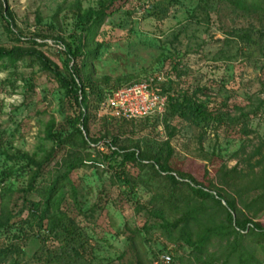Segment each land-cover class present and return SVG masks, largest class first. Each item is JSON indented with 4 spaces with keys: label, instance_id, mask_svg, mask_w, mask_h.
I'll return each mask as SVG.
<instances>
[{
    "label": "trees",
    "instance_id": "16d2710c",
    "mask_svg": "<svg viewBox=\"0 0 264 264\" xmlns=\"http://www.w3.org/2000/svg\"><path fill=\"white\" fill-rule=\"evenodd\" d=\"M4 1L0 0V17L6 32L15 35V42L28 45L0 44V67L15 68L18 62L34 57L41 70L52 74L64 90L61 100L66 101L67 107L62 124L58 126L53 117L46 122L43 139L51 145L41 153L14 150L11 144L6 147L0 136V157L4 161L0 165V264H96L98 243L78 216L88 210L93 216L97 205L83 211L74 175L83 169H99L101 164L110 173L111 183L119 184L123 195L120 200L125 199L131 206L140 225L128 229L127 238L136 264H145L143 252L139 253L136 246L149 242L143 232L150 231L158 232L164 242L159 253H174L167 264L180 257L177 252L183 247L189 249L195 264H264V226L259 220L264 214V141L252 145L249 151L241 145L232 155L239 157L236 164L231 168L225 163L219 165L215 182L204 184L170 165V138L177 130L174 121L202 130H217L226 117L238 128V134L248 136V119L250 115L256 116L258 107L249 113L241 110L238 116L231 117L220 109L226 106L223 102L209 107L213 101L206 99L204 88L175 93L174 82L170 81L157 87L167 101L163 113L154 116V121L166 130L167 140L141 139L127 146L121 144L117 135H111L101 150L98 145L102 136L90 134V122L97 119L106 97L124 85L102 88L92 81L89 70L104 46L94 43V38L117 0H98L95 7L87 8H82L78 0L75 2L72 34L50 37L60 47L57 50L63 57L64 72L35 48L45 42L23 39L14 32L13 14ZM175 2L178 0H153L144 6L143 14L162 20ZM222 10L233 16L235 22H242L233 23L227 31L242 54L248 56L264 50V0H197L187 13L193 17L194 11H199L209 23L211 14L218 15ZM25 85L33 90L30 81ZM261 103L264 105V101ZM150 119H118V130L129 125L132 132L137 123L147 125ZM213 158L218 156L214 154ZM25 176L26 181L19 188L23 202L17 208L12 197V178ZM139 188L149 195L148 199L137 195ZM67 199L77 209V216L71 215L68 206L64 207ZM25 211L27 215L23 216ZM32 239L39 246L28 256L25 250ZM169 244L174 246L173 251ZM153 257L155 264H165L156 263L160 256L155 253Z\"/></svg>",
    "mask_w": 264,
    "mask_h": 264
},
{
    "label": "rangeland",
    "instance_id": "374dc122",
    "mask_svg": "<svg viewBox=\"0 0 264 264\" xmlns=\"http://www.w3.org/2000/svg\"><path fill=\"white\" fill-rule=\"evenodd\" d=\"M76 1H4L13 14L14 32L24 36L23 39L35 38L38 43L45 42L35 48L62 72L64 61L57 50L60 47L50 37L72 34V10ZM78 1L82 8H87L95 7L98 0ZM151 1L115 2L112 14L105 19L94 38V43L101 42L104 46L100 56L90 66L91 79L108 89L114 84L127 85L155 74L163 81L159 86L173 81L175 93L204 88L206 99L213 101L209 107L223 102L226 106L220 109L231 117L238 116L241 110L249 113L258 107L256 116L250 115L248 119L251 130L248 136L238 134V128L235 129L226 117L217 130H202L174 121L177 130L170 138L173 148L170 165L190 173L204 184L215 182L219 165L225 163L231 168L236 164L239 157L232 155L241 145L249 151L252 145L264 141V105L261 103L264 101V50L248 56L239 51L238 44L227 31L233 23L242 22H235L226 10L218 15L211 14L212 19L207 23L204 14L199 11H194L193 17L187 13L197 0H178L169 8L164 19L156 20L143 14L144 6ZM14 36L6 32L5 22L0 17V44L6 47L28 45L26 42H15ZM26 81L33 83V90L27 89ZM62 97L64 90L52 74L41 70L34 57L18 62L15 68L0 67V136L5 146L11 144L14 150L29 154L47 149L51 143L43 139V130L51 117L58 126L64 122L63 112L67 104L61 100ZM107 109L101 106L97 119L89 125L91 135L102 136L98 145L101 150L103 142L110 140L111 135H117L121 144L127 146H133L141 139L162 142L168 138L162 124L154 121L155 117L149 118L147 125L137 123L132 132L127 127L129 125L120 131L118 127L121 123L117 125V120L125 118ZM104 117H107L106 121ZM214 154L217 159L213 158ZM2 159L1 156L0 165L4 162ZM96 170L83 169L74 175L83 211L93 204L97 205L93 216H90L89 210L78 216L98 243L96 264H136L135 253L127 238L130 235L128 229L140 226L137 225V217L125 199L120 200L123 195L119 192V184L111 183L107 169L101 164ZM26 177L12 178V197L17 208L23 202V193L19 188L24 185ZM137 195L142 200L149 197L142 188L137 190ZM63 205L71 209V215H78L71 200L67 199ZM26 215V211L23 212V216ZM259 220L264 226V214ZM143 234L149 242H136V247L139 253L143 252L141 255L145 264H155L153 253L158 257L168 254L158 252L164 242L158 232ZM38 246L35 239L30 240L26 254L30 256ZM169 249L173 251L174 246L169 244ZM177 253L180 257L171 264H195L187 247ZM120 254L123 256L119 257ZM168 255L174 257L173 252Z\"/></svg>",
    "mask_w": 264,
    "mask_h": 264
},
{
    "label": "built area",
    "instance_id": "2783aa9c",
    "mask_svg": "<svg viewBox=\"0 0 264 264\" xmlns=\"http://www.w3.org/2000/svg\"><path fill=\"white\" fill-rule=\"evenodd\" d=\"M162 82L158 75H150L143 80L117 88L106 97L101 105L128 120L161 115L167 101V96L157 91V87ZM158 261L167 264L171 261V257L164 254L156 263Z\"/></svg>",
    "mask_w": 264,
    "mask_h": 264
}]
</instances>
